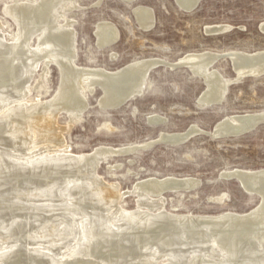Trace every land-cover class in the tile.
I'll use <instances>...</instances> for the list:
<instances>
[{
	"label": "bare ground",
	"instance_id": "obj_1",
	"mask_svg": "<svg viewBox=\"0 0 264 264\" xmlns=\"http://www.w3.org/2000/svg\"><path fill=\"white\" fill-rule=\"evenodd\" d=\"M201 1L176 3L191 12ZM75 8H80L78 0H13L4 7L17 27L11 39L0 19V264H264V168L223 171L222 176L236 177L261 201L248 212L218 214L167 209L165 192L195 188L200 181L194 177L150 176L125 192L98 171L108 157L139 147L161 142L178 146L200 133L241 136L264 109L227 115L212 132L194 125L184 132L162 131L143 144L100 145L88 153H75L65 137L89 107L86 92L96 87L103 91L99 105L115 109L150 88L153 69L185 67L205 83L198 104L214 106L225 100L231 84L263 76L264 50L191 51L173 62L137 58L116 70L84 66L77 63L76 21L65 17ZM133 14L142 30L156 24L151 7L139 5ZM259 28L264 32V22ZM231 29L212 25L206 33ZM95 34L105 49L120 38V30L108 20L97 23ZM222 55L232 63L235 77L216 68ZM111 56L117 54L112 51ZM49 65L60 71L57 90L49 99L32 98L34 74L40 67L46 73ZM62 112L69 116L64 127L57 123ZM148 121L164 124L165 119L150 115ZM129 192L137 196L133 209L122 204Z\"/></svg>",
	"mask_w": 264,
	"mask_h": 264
},
{
	"label": "rangeland",
	"instance_id": "obj_2",
	"mask_svg": "<svg viewBox=\"0 0 264 264\" xmlns=\"http://www.w3.org/2000/svg\"><path fill=\"white\" fill-rule=\"evenodd\" d=\"M12 2L0 0V19L10 39L17 27L4 13V7ZM78 2L80 8L67 12L65 17L76 21L73 28L77 34V63L80 65L116 70L137 58L164 57L173 62L191 51L264 50V32L259 28L264 22V0H202L191 12L179 8L176 0ZM139 5L154 9L156 24L150 30H142L136 23L133 10ZM100 20L111 21L120 30L118 42L107 49L100 48L95 38ZM221 24L230 25L232 29L219 34L206 33L207 26ZM112 51L117 54L115 59H112ZM232 67L227 59L216 64V68L230 78L236 76ZM149 82L150 88L145 93L115 109L99 105L101 88L86 92L89 107L65 133L71 149L75 153H88L100 145H139L158 138L162 131L184 132L194 125L212 132L227 115L264 109V75L246 77L231 84L225 100L214 106L198 104L205 83L188 68L160 66L151 71ZM59 83L60 71L56 65H49L46 73L40 67L31 82L32 98L49 99ZM150 115L164 118V124L150 123ZM68 119V114L62 112L57 123L64 127ZM233 168H264V125L238 137L215 138L200 133L178 146L161 142L148 148L139 147L108 157L98 171L106 181L118 182L125 192L131 191L140 179L150 176L198 179L200 184L191 190L165 192L166 207L171 212H248L261 198L245 191L236 179L222 177L223 171ZM135 196L127 193L122 204L135 208Z\"/></svg>",
	"mask_w": 264,
	"mask_h": 264
},
{
	"label": "water",
	"instance_id": "obj_3",
	"mask_svg": "<svg viewBox=\"0 0 264 264\" xmlns=\"http://www.w3.org/2000/svg\"><path fill=\"white\" fill-rule=\"evenodd\" d=\"M223 58H225L224 55H222V57H220V59H223ZM261 75H264V72H262ZM250 123H251V125H249V127L244 129L243 131H241L238 135H244V134L250 133V132L256 130L258 127L264 125V115L252 120ZM229 136H233V135H229ZM222 177L229 179L226 176H222ZM230 179H236V177H230Z\"/></svg>",
	"mask_w": 264,
	"mask_h": 264
}]
</instances>
